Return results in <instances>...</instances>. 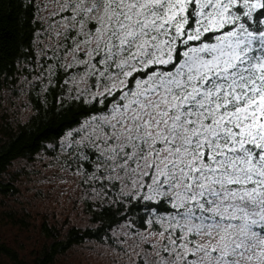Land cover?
Returning a JSON list of instances; mask_svg holds the SVG:
<instances>
[{
  "label": "snow or ice",
  "instance_id": "obj_1",
  "mask_svg": "<svg viewBox=\"0 0 264 264\" xmlns=\"http://www.w3.org/2000/svg\"><path fill=\"white\" fill-rule=\"evenodd\" d=\"M27 8L0 100L79 118L23 167L107 218L114 264H264V0Z\"/></svg>",
  "mask_w": 264,
  "mask_h": 264
},
{
  "label": "rangeland",
  "instance_id": "obj_2",
  "mask_svg": "<svg viewBox=\"0 0 264 264\" xmlns=\"http://www.w3.org/2000/svg\"><path fill=\"white\" fill-rule=\"evenodd\" d=\"M31 113L19 100H0V116L7 123H24ZM26 161H14L0 178L1 182H10L15 188V192L7 195L0 193V242L18 258L11 261L0 257L2 264L30 263L35 250L49 243L44 239L43 226L55 228L57 233L65 235L72 228L84 229L92 223L78 192H73L70 185L57 187L41 183L46 176L41 170L32 172L23 167ZM64 189L67 191L61 194ZM116 259L96 241H87L58 255L54 264H114Z\"/></svg>",
  "mask_w": 264,
  "mask_h": 264
},
{
  "label": "trees",
  "instance_id": "obj_3",
  "mask_svg": "<svg viewBox=\"0 0 264 264\" xmlns=\"http://www.w3.org/2000/svg\"><path fill=\"white\" fill-rule=\"evenodd\" d=\"M28 3L29 0H0V39L11 38L7 39L4 50L0 55L4 56L9 66H13L14 57L17 54L16 43L28 38L31 27L29 20L33 11L27 8ZM54 103L55 101L49 98L47 109L37 104L36 107L40 109L39 114H36L35 110L32 109L31 115L24 123H7L0 116V178L14 161L28 160L30 156L35 155L38 145L43 140L57 137L65 130L67 125L79 118L76 108L60 113L53 106ZM12 191L15 192L12 183L1 182L0 179V193L7 195ZM85 210L92 222L91 227L84 229L72 228L65 235H60L55 228L43 226L44 239L49 243L37 248L31 262L25 264H54V260L58 255L67 252L72 247L87 241H97L102 235L99 229L106 225L107 218L102 224L100 219L93 218V211L89 209L86 203ZM55 233L59 236L57 237ZM0 257L11 261L18 259L15 252L1 242ZM0 264L2 263L0 262Z\"/></svg>",
  "mask_w": 264,
  "mask_h": 264
}]
</instances>
